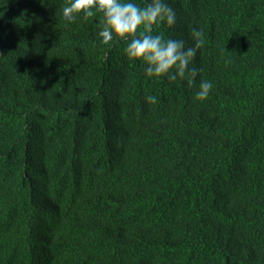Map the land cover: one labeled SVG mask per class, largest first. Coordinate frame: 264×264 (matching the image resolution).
Segmentation results:
<instances>
[{"label":"trees","instance_id":"obj_1","mask_svg":"<svg viewBox=\"0 0 264 264\" xmlns=\"http://www.w3.org/2000/svg\"><path fill=\"white\" fill-rule=\"evenodd\" d=\"M67 2L0 0V264H264V0H167L194 86Z\"/></svg>","mask_w":264,"mask_h":264},{"label":"clouds","instance_id":"obj_2","mask_svg":"<svg viewBox=\"0 0 264 264\" xmlns=\"http://www.w3.org/2000/svg\"><path fill=\"white\" fill-rule=\"evenodd\" d=\"M61 15L71 23L77 16L99 17L96 37L99 43L107 45L115 39L124 40L123 51L131 60L143 64L144 75L152 79H166L169 83L184 80L194 86L199 70L193 66L198 49L203 44V32L192 28L191 46L183 39L165 37L155 32L154 26L175 24V10L167 0H68L61 8ZM213 90V82L201 79L194 92L197 101H204ZM147 104L155 105L158 96L147 94Z\"/></svg>","mask_w":264,"mask_h":264}]
</instances>
